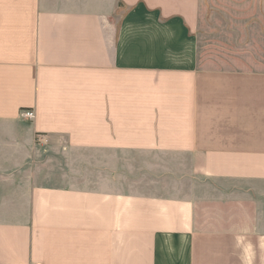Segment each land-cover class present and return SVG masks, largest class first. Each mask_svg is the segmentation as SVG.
<instances>
[{
  "label": "crops",
  "instance_id": "crops-1",
  "mask_svg": "<svg viewBox=\"0 0 264 264\" xmlns=\"http://www.w3.org/2000/svg\"><path fill=\"white\" fill-rule=\"evenodd\" d=\"M16 123L101 157L0 178V264H264V0H0V160Z\"/></svg>",
  "mask_w": 264,
  "mask_h": 264
},
{
  "label": "rangeland",
  "instance_id": "rangeland-1",
  "mask_svg": "<svg viewBox=\"0 0 264 264\" xmlns=\"http://www.w3.org/2000/svg\"><path fill=\"white\" fill-rule=\"evenodd\" d=\"M217 1L218 4L225 5V1L230 0ZM23 129L21 124H13L4 137L10 148L6 153L2 152L1 154L0 178H8V186L10 187L17 186L16 182L18 180L24 183L23 186H26L27 180L30 182L33 179L44 183H59L62 181L61 177L85 174L86 169L89 167V160L96 161L101 157V155L93 152L82 151L70 153L68 157L65 152L48 142L39 144L40 142L37 140L32 139L29 141ZM10 133H13V136ZM118 163L120 169L124 172H132L133 175H151V172L155 174L157 169L160 170L159 164L161 161L159 158L151 159L149 156L120 155ZM148 164L154 165L156 169H152V166L148 167ZM149 168L151 172L148 171ZM164 179L171 181L166 176H164ZM161 184L166 185L163 182ZM5 185H0V190L5 189ZM169 185L172 184L169 183ZM154 186L159 188L158 184Z\"/></svg>",
  "mask_w": 264,
  "mask_h": 264
},
{
  "label": "built area",
  "instance_id": "built-area-1",
  "mask_svg": "<svg viewBox=\"0 0 264 264\" xmlns=\"http://www.w3.org/2000/svg\"><path fill=\"white\" fill-rule=\"evenodd\" d=\"M20 117L25 118V119H32L34 117V112L32 110L21 111Z\"/></svg>",
  "mask_w": 264,
  "mask_h": 264
}]
</instances>
